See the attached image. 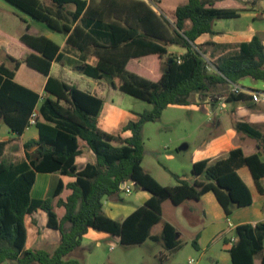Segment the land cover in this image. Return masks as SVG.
<instances>
[{"label": "trees", "instance_id": "obj_1", "mask_svg": "<svg viewBox=\"0 0 264 264\" xmlns=\"http://www.w3.org/2000/svg\"><path fill=\"white\" fill-rule=\"evenodd\" d=\"M5 1L67 36L69 46L80 52L92 50L97 63L84 65L86 76L107 78L115 89L151 104L152 109L123 127L130 137L105 132L98 122L103 100L50 75L52 63L64 58L60 46L43 35L21 36L20 42L31 52L20 59L8 55L7 60L0 59V121L21 136L31 127L29 119L38 110L35 127L39 136L24 144L25 161H0V264H78L71 254L81 247L90 229L117 236L124 245H140L150 239L176 251L180 243L173 225L166 223L160 235L151 233L162 221V204L171 201L180 206L186 201H200L212 192L229 217L232 205L244 208L253 204L251 191L238 173L242 167L250 170L259 193L264 195V161L259 155L264 149V134L245 122L237 123V130L262 141V146L236 148L217 161L195 162L193 182L174 174L177 185L164 186L143 167V129L147 123L158 121L169 106H188L196 94L211 98L219 85L232 86L246 78L264 81V44L259 36L238 45L231 56L215 61L214 72L208 71L203 57L206 52L197 44L201 36L216 34V20L239 18L244 9L222 7L217 0H187L176 8L173 27L143 0H51V7L40 0ZM70 5L75 8L73 12L67 11ZM83 18L106 22L108 33L97 36L88 31L79 23ZM167 45L186 51L179 57L172 55L164 70L163 63L157 80L127 68L134 58H164ZM22 65L47 77L43 94L16 80ZM249 99L246 94L230 93L227 101ZM84 148L94 153L96 161L80 169L77 158ZM38 173H59L74 180L67 184L59 180L51 196L36 199L32 190ZM201 177L204 180H199ZM130 181L151 198L123 221L114 220L105 213L103 201H121L119 193ZM39 211L47 216L46 227L60 235L53 251L26 246V218ZM236 236L229 249L232 264H264V222L240 224ZM193 245L198 248L197 240Z\"/></svg>", "mask_w": 264, "mask_h": 264}, {"label": "crops", "instance_id": "obj_2", "mask_svg": "<svg viewBox=\"0 0 264 264\" xmlns=\"http://www.w3.org/2000/svg\"><path fill=\"white\" fill-rule=\"evenodd\" d=\"M90 1V0H86ZM96 2H100V0H95ZM130 1V0H126ZM145 1L156 13L159 17H161L163 20L167 21L174 27V14L172 16V22L170 21V18L164 17L163 13L159 9V4H161L160 0H156L154 5ZM218 4L222 7H241L244 9V11L241 13L239 18H244L247 20V23L241 26H236L234 23H232V19H220L216 20L214 23V30L216 34H205L201 36L197 40L198 45H203V49L206 52V56L210 58L213 62L218 61L219 59L223 57H228L233 54L234 51L230 50V48H224L222 47H232V46H238L241 43L249 42L255 35L259 36L264 44V0H217ZM156 4V5H155ZM1 10V8H0ZM75 8L67 7L68 12H73ZM1 12V11H0ZM175 13V12H174ZM1 15V14H0ZM124 14L122 13V17ZM3 23H11L14 22L16 24L14 30L15 32H8L6 30H2V26L0 27V49L1 53H4V57L6 56H12L14 58L20 59L27 55L29 52V48H27L25 45H23L20 42V38L23 34L28 33L35 36H46L56 42L60 48L61 52L64 54V58L61 62L54 61L51 66V72L50 75L58 78L64 82H66L69 85L76 86L77 88L88 92L96 97L102 98L103 93V87L105 86V80H98L89 78L88 87L87 90H84L83 88L75 85L73 82H68L67 74L82 72L83 73V67L85 64L95 65L97 63V58L93 54V51L91 52H80L79 50L69 46L67 44V36L60 34L58 32H55L51 30V33L47 34L45 32H42L37 27L33 26L34 21H29L28 19L24 18L22 19V23H17L14 20V16H9L7 14H3L0 16ZM32 18V17H31ZM108 19H105V21ZM80 25L87 29L88 31H92L97 36H103L106 33H108V30L104 28V24H107L106 22H99L94 20H89L87 18H83L79 21ZM10 25V24H9ZM8 25V26H9ZM168 54L164 56V58H159L157 55H149L142 58H134L131 59L127 65V68L134 72L139 71L137 69H140V65L142 62L150 61L153 64L154 68L159 71L161 70L162 64L165 62V59L170 55H176L181 56L185 53V49L179 46L175 45H167ZM175 53V54H173ZM60 64V65H58ZM60 66V69L58 70V74H54L55 66ZM25 66L22 65L21 68ZM20 68V69H21ZM25 74H23L22 78H20V82L22 85L40 93H44V87L47 81V77L32 70L31 68H28L26 66ZM19 69V70H20ZM136 73V72H134ZM156 73V71H155ZM66 74V75H65ZM160 74L157 78L160 77ZM36 78V79H34ZM110 83V80H107ZM110 86L111 83L109 84ZM237 85L248 89V90H254V91H264V81H256L252 78H246L241 80ZM113 87V86H112ZM114 88V87H113ZM115 89V88H114ZM117 90V89H116ZM198 98V97H197ZM196 98L197 103H199V100ZM218 98H221V103L230 104L232 114L230 115L233 117V129L231 133V138L228 140L222 142V139L216 140L214 143L211 144V149L213 150V158H204V159H210L212 161H217L219 159L226 158L229 153L236 149V148H255L257 145L262 146V141L253 139L246 134L237 131L235 128V125L239 122H245L253 127H255L258 131H260L262 134H264V104H256L249 100L245 101H236V102H227L224 100V95H219ZM103 108L101 110V113L99 115V126L102 130H104L107 133H110L112 135H121L123 138L130 137L131 133L126 131H123V127L126 125L121 126L117 130H114L112 128V122H107V117L104 115V110L106 107V102L103 100ZM207 105H210L208 102H205ZM213 105V104H212ZM111 118V117H110ZM106 120V121H105ZM116 120V119H114ZM109 121H113L110 119ZM2 121H0V130L5 128L3 126ZM32 128H35L32 133H28ZM6 136H4L0 140V161L2 160H10L14 163H21L25 161L26 159V152L24 148V144L31 140H37L38 139V130L35 126L29 127L23 135L17 137L18 135L10 130V128L6 127ZM30 136H29V135ZM28 135V136H27ZM244 137H247L251 143H244L240 144L239 141H242ZM13 138H17L20 140V144L17 146L12 145L11 141ZM241 138V139H239ZM236 141L239 143H236ZM243 143V142H242ZM261 159L264 161V149L260 150L259 153ZM202 160V159H200ZM96 157L94 153L89 150L88 148L83 149V154L77 158V164L79 168L85 167L88 163H95ZM199 161V160H198ZM197 162V161H195ZM194 162V163H195ZM144 167V166H143ZM145 169V168H144ZM146 171V169H145ZM148 172V171H147ZM150 173V172H148ZM239 175L243 179V181L247 184L249 187L252 197H253V204L244 208H237L235 205H232V215L231 217H226L222 207L218 203L214 193L209 192L202 196L200 201H186L180 206H174L173 217L167 220L165 219L164 210L165 206L168 201H165L162 204V221L160 222L162 224V230L166 223H169L173 225L176 228V239L179 241V238L183 234V231L190 232L193 234V239L197 240L199 237L202 241H204V246L211 243L214 239H216L219 236H222L223 239L227 241V235L230 233H236V227L243 223H251L255 225L258 222H264V195L260 194L254 179L252 177V174L250 170L247 167H242L238 170ZM59 180L64 181L66 184L73 181L74 178L68 177V176H62L59 173H38L36 176V183L32 190V197L36 199H45L52 195L53 191L55 190ZM189 181L193 182L194 178H189ZM199 180H204V177L199 178ZM261 184L264 187V178L261 180ZM141 193L143 195L142 206L148 199L151 198V194L147 191L141 190ZM54 202H56V199H54ZM194 202V205L192 204ZM258 202V203H257ZM104 211L105 213L111 217L114 220L117 221H123L126 219L132 212H134L137 208L129 209L127 206L122 205L118 203V201L111 200V199H104ZM258 204V205H256ZM139 206V207H140ZM256 206V207H255ZM256 208L255 213L253 215L243 216L241 212L245 210H249L250 208ZM40 217L47 221V218L44 217L45 215L43 213H40ZM203 214L204 218L206 219L207 223L204 224L202 227H198L196 225V218L198 215ZM35 214H38L35 213ZM32 215V216H35ZM184 215V216H183ZM184 217V218H183ZM216 219L217 221L213 220ZM28 218V216H27ZM26 218V226L28 230V223ZM230 218H233L234 222H230L233 224V228H229L225 221H229ZM159 223V224H160ZM158 224V225H159ZM157 226V225H156ZM154 226V228L156 227ZM190 228L192 231H188L187 228ZM153 228V229H154ZM152 229V230H153ZM201 229L203 231H201ZM93 229H90L89 232L84 236L82 245L78 249L79 252H82L84 249V242L86 238H88L90 235H92ZM233 234V235H234ZM157 235V234H154ZM159 235V234H158ZM59 233L53 230H47L45 232H40L36 235L35 239L33 241H29V231H28V238L26 246L28 249L30 248H42L49 251H53L57 245L59 240ZM195 237V238H194ZM198 237V238H197ZM199 246L200 243L198 242ZM232 244L229 245V249L231 248ZM201 247V246H200ZM167 255L162 254L161 259H166ZM192 260V259H191Z\"/></svg>", "mask_w": 264, "mask_h": 264}, {"label": "rangeland", "instance_id": "obj_3", "mask_svg": "<svg viewBox=\"0 0 264 264\" xmlns=\"http://www.w3.org/2000/svg\"><path fill=\"white\" fill-rule=\"evenodd\" d=\"M40 1L46 7L52 6L51 0ZM147 1L154 5L156 0ZM160 1L161 4H159V9L164 17L170 18L171 22L176 8L187 3V0ZM69 7L74 8L73 5ZM0 8V16L3 14L14 16L15 18L13 21L20 24L22 23V19L26 18L29 21H34L32 22L33 26L37 27L42 32L47 34L51 33L50 28L45 23L31 18L5 0H0ZM3 22L4 21L0 20V27L2 26V30L15 32L14 28L16 24H14V22ZM232 23L238 27L247 23V20L244 18H235L232 19ZM221 48H230V50L235 51L237 47L221 46ZM170 57H172V54L165 59L163 70ZM203 57L208 64V71H216L214 62L206 55ZM0 59L4 61L7 60L4 57V53L0 54ZM7 63L9 66L13 67L10 62ZM149 63H151V60L145 63L142 62L140 69H137L139 71H133L155 81L158 79L157 77L159 73H161V70L157 71L153 64ZM58 65H56L54 69L55 75L58 74V70L60 69ZM26 69V66H23L17 72L16 80L18 82H20V78L25 74L23 71H26ZM66 78H68V82H73L84 90L89 88L87 82L89 78L82 72L76 71L74 74H67ZM104 80L106 83L102 93V98L106 102L104 115H106L108 123L112 122V128L117 130L116 132H118L121 126L128 122L138 120L139 114L152 109L151 104L114 89L109 85L110 83L107 81V78ZM231 90V86L219 85L213 89L212 94L214 96H211V98H202L199 94L193 95L190 105H171L163 112V115L158 121L147 123L143 129L145 145L143 166L146 171L150 172V174L162 185L175 186L178 182L174 174L185 179L192 178L191 169L195 161L204 158H213L211 144L218 139H224L222 141L224 142L232 137L233 117L230 115V113L232 114L231 105L225 104L224 102L218 104L222 101L218 96L221 94L224 95V100L227 101ZM196 98L199 100V103H197ZM205 102H208L210 105H207ZM110 119L113 121H109ZM236 125L235 128L237 129ZM2 127L5 128L0 130V140L7 134L5 130L7 125L3 124ZM33 130H35V128H32L28 133H32ZM239 142L240 144L251 143L247 137H244L242 141ZM11 143L17 146L20 144V140L13 138ZM236 143L238 142L236 141ZM185 145L187 148L180 150V148ZM127 184L131 186L132 193L128 195L122 190L119 193L121 201H118V203L127 206L129 209L138 208L143 200V195L141 193L142 188L131 181ZM192 204L194 205V202ZM172 205V202L168 201L165 206L164 217L167 220L175 218L172 213V211H174V206ZM255 207L241 212L242 215H253V213H255ZM40 213H43L45 215L44 217L47 218L43 211ZM213 220L217 221L214 217ZM195 222L198 227H202L207 223L204 215L200 213ZM224 222L229 226V222L233 223L234 220L230 218L229 221L224 220ZM27 223L30 242L35 239L38 233L48 230L46 221L40 217L39 212L35 214V216H28ZM161 227L162 224L160 223L151 233L153 235H160L162 233ZM187 229L188 231H192L189 227ZM201 231L203 230L201 229ZM233 234L234 233H229L227 235V243L222 236H219L206 246L203 244L204 241H202L200 237H197V242L200 243L201 247L198 244V248H196L193 245V234L183 231V234L179 238L180 248L171 252L165 249L162 243L154 242L150 239L140 245H124L117 236L93 230L92 235L86 238L84 242V250L82 252L76 250V252L71 254V258L77 260L78 264H189L191 259L194 260V264H232L228 248L230 244L235 243L237 240L236 233ZM162 254L167 255V258L161 259ZM2 264L19 263L16 261H6Z\"/></svg>", "mask_w": 264, "mask_h": 264}, {"label": "built area", "instance_id": "obj_4", "mask_svg": "<svg viewBox=\"0 0 264 264\" xmlns=\"http://www.w3.org/2000/svg\"><path fill=\"white\" fill-rule=\"evenodd\" d=\"M232 90L231 93L233 94H246L250 97L251 101L256 104H264V91H254V90H248L245 89L237 84L232 85ZM39 116L38 110H35L33 114L31 115L29 119V125L30 126H35L37 124V119ZM128 183V182H127ZM127 183L123 186V191L130 195L132 193V188L129 186ZM229 227L233 228V224L229 222ZM189 264H194V260H190Z\"/></svg>", "mask_w": 264, "mask_h": 264}, {"label": "water", "instance_id": "obj_5", "mask_svg": "<svg viewBox=\"0 0 264 264\" xmlns=\"http://www.w3.org/2000/svg\"><path fill=\"white\" fill-rule=\"evenodd\" d=\"M187 148V146L185 145V146H182L181 148H180V150H184V149H186ZM144 190V189H143Z\"/></svg>", "mask_w": 264, "mask_h": 264}]
</instances>
